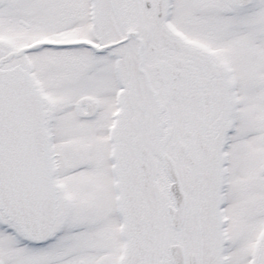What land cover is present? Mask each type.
<instances>
[{"label":"rangeland","instance_id":"374dc122","mask_svg":"<svg viewBox=\"0 0 264 264\" xmlns=\"http://www.w3.org/2000/svg\"><path fill=\"white\" fill-rule=\"evenodd\" d=\"M147 1L100 0L102 8L94 27L88 22L86 0H0V55L40 43L41 40L71 41L82 37H96L102 40L101 36H107L108 42H115L125 37L128 30H135L140 35L142 32L154 34L159 29L150 17ZM149 1L155 4L159 0ZM215 1L174 0L176 8L173 18L178 26L187 28L192 33L191 22L202 16L201 20L197 19V30L202 31L205 28L206 35L214 37V31L221 29L226 37L228 30L224 24H202L204 21L212 23L210 18L215 8L211 9L208 4L214 7ZM220 5L219 15L221 18L227 17L228 22L235 24V35L241 39L242 45L241 52L227 50L230 59L228 61L233 69L236 66L239 75H243L240 76L242 87L239 90V130L232 136L234 143L231 147L237 164L236 174L232 176L227 207L230 217L234 218L228 226L231 234L230 255L234 259L231 264H252L250 255L254 257V264H264V0H254L251 6L245 8H236L229 0H220ZM101 10L104 11L103 15ZM212 17H216L215 13H212ZM102 24L103 28H106L104 32L101 29ZM154 36L159 38V35ZM192 37L201 39L195 32ZM125 46L127 45L112 50V57L104 53L93 57L85 50L81 51V56L71 57L72 51L66 53L41 47L7 64L11 66L19 63L32 69V73L43 80L49 95L57 100V115L52 105L48 104V108L54 115L51 123L57 126L59 132L56 133L61 154L60 165L64 172L71 176L67 179L69 185L79 184L70 193L77 198V212L87 218L85 221L90 218L97 219L95 227L98 228L102 224L103 228H106L107 221L111 216L114 217L112 213L115 204L112 203V193H109L111 180L108 173V145L99 132L103 126L100 120L95 117L84 121L85 114L77 103L84 98L86 103H99L101 106L105 103L110 96L109 93L102 92V89L108 80L114 81L110 71L113 66L119 64L126 81L128 80L129 70L133 67L130 65L132 62L137 64V60L133 57L129 60L128 53L123 50ZM138 72L137 68L132 71L133 83L135 79L140 80ZM247 72L249 74H246ZM66 88L72 95L69 99L64 94ZM114 90L113 84V93ZM140 90L146 92V88L141 87ZM98 95L105 100L103 103L98 100ZM63 98L66 99L64 103ZM184 115L185 109L179 106L173 119L174 123L178 120L180 136L185 125ZM152 148L154 147L150 149ZM159 164L160 161L157 166ZM262 177L263 179H260ZM134 182L137 184L135 180ZM164 187L165 185L158 183V189L163 191ZM162 201L166 204L164 197ZM195 209L197 212L206 213L202 199L195 198ZM252 212L254 214L250 215ZM7 225L11 224L0 211V264H32V257L41 259L46 256L45 251L26 248L29 246L23 248V244L8 234ZM193 225L195 226L191 229L185 223L180 232V239H183L190 250L194 247V250L199 252L201 246L207 251V230L202 227V219L193 222ZM75 229L77 233L84 232L79 226ZM203 256L205 258L206 255ZM200 259L203 260V257ZM204 262L206 264L203 260Z\"/></svg>","mask_w":264,"mask_h":264},{"label":"flooded vegetation","instance_id":"af4514ba","mask_svg":"<svg viewBox=\"0 0 264 264\" xmlns=\"http://www.w3.org/2000/svg\"><path fill=\"white\" fill-rule=\"evenodd\" d=\"M168 2L159 0L153 4L147 1L150 17L161 30L154 32L159 38L152 32H142L132 40V45L129 46L131 39L120 44L127 45L123 50L128 53V58L133 55L140 58L139 70L143 72L135 83L131 80L132 68L128 80L124 78L122 108L117 110L115 107L112 94L113 84L116 89L115 81L108 80L102 89L109 93L106 101L98 95L101 103L105 101L102 106L86 103L85 98L80 100V104L81 101L84 103L81 106L84 121L97 117L102 123L99 132L103 140L107 128H113L120 174L118 205L124 213L125 227L120 230L115 217L111 216L106 228L103 225L98 228L95 227L97 219L85 221L87 218L77 212L76 226L84 232L77 233L75 229L69 233L61 214L60 241L49 249L45 264H172L170 250L177 243L186 249L184 264H205L203 260L206 264H222L221 255L228 244L218 218L222 189L219 140L228 133L231 117V106L224 96L228 76L226 66L221 64L226 60L223 36L221 29L214 31V37L206 35L205 28L200 31L199 41L206 47L205 51L192 46L196 40L179 41L164 25ZM173 8L174 13L176 7L173 5ZM209 47L213 56L208 53ZM141 87L146 88V92H142ZM166 98L182 100L179 106L185 109L182 134L180 136L179 129L171 143L162 131L154 133L153 130L155 110L162 121ZM115 114L118 117L114 122ZM144 139L148 141L147 145ZM152 146L154 148L150 149ZM159 155L175 161L187 200V226L192 229L193 222L202 219V227L207 230V251L201 246H198L199 252L194 247L190 250L180 239L182 230L175 231L170 227L165 207L171 201L164 204L158 190L156 159ZM195 198L202 199L205 214L195 209Z\"/></svg>","mask_w":264,"mask_h":264},{"label":"water","instance_id":"95a60500","mask_svg":"<svg viewBox=\"0 0 264 264\" xmlns=\"http://www.w3.org/2000/svg\"><path fill=\"white\" fill-rule=\"evenodd\" d=\"M15 72L11 75L0 72V80L5 77L13 80L17 85L7 82L0 86V101L4 98L3 105H0V114L4 113L6 117L5 126L11 133V144L16 147L14 150L10 145L11 149H6V153L7 151L11 153L6 163L3 150L0 148V207L10 219L20 224L27 235H30L29 220H32V213L36 216V212L31 213L30 209H34V201L37 204L39 202L30 196V192L35 189L37 191V186L43 184L47 197L51 188L49 176L51 166L41 100L29 79L25 80L27 85H22L24 81L15 80ZM23 74L26 76L24 72ZM25 85L30 87L31 96L35 101L34 117L31 109L25 105L24 99H21L17 93L22 90L28 92ZM39 196L41 197L40 194ZM44 207L47 212L48 207L46 205Z\"/></svg>","mask_w":264,"mask_h":264},{"label":"bare ground","instance_id":"6f19581e","mask_svg":"<svg viewBox=\"0 0 264 264\" xmlns=\"http://www.w3.org/2000/svg\"><path fill=\"white\" fill-rule=\"evenodd\" d=\"M8 75H11V72H6ZM14 76H15V80H17L18 82H20V81H24L23 83H22V85H24V84H26L27 82V78H26V76H24V74H23V72L21 71H19V70H16V72L14 73ZM26 80V81H25ZM27 85V84H26ZM25 85V86H26ZM24 86V87H25ZM27 87V91L28 92H26V91H23L22 90V92H21V96H22V98L24 99V103H25V105L26 106H28L29 107V109H31V113H33V117H34V115H35V106H34V98L31 96V89H30V87H28V86H26ZM24 92V93H23ZM46 214V213H45Z\"/></svg>","mask_w":264,"mask_h":264}]
</instances>
